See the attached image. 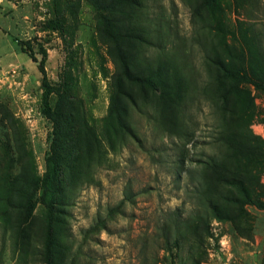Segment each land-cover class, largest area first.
I'll use <instances>...</instances> for the list:
<instances>
[{"label":"rangeland","instance_id":"1","mask_svg":"<svg viewBox=\"0 0 264 264\" xmlns=\"http://www.w3.org/2000/svg\"><path fill=\"white\" fill-rule=\"evenodd\" d=\"M238 44L264 75V0H0V174L19 178L11 202L51 155L43 53L51 109L56 93L75 95L97 140L67 191L51 264H264V96L249 72L222 80L216 65L224 48L237 61ZM220 164L244 192L220 184ZM175 210L189 223L179 234ZM45 216L37 202L23 245L0 219V264H47Z\"/></svg>","mask_w":264,"mask_h":264},{"label":"trees","instance_id":"2","mask_svg":"<svg viewBox=\"0 0 264 264\" xmlns=\"http://www.w3.org/2000/svg\"><path fill=\"white\" fill-rule=\"evenodd\" d=\"M100 11L103 9H99ZM103 13L102 18H104ZM115 25V24H114ZM118 39H120L119 31L115 34ZM110 43L112 44V50L117 53V58L120 62V67L123 70V73L128 78L129 81L132 78L128 77L129 72V60H127V55L122 54L119 45L117 44V38L109 35ZM123 38V37H121ZM130 44V43H128ZM236 52L238 55V60L233 59V52L224 48V54H226L227 59H222L216 63L218 70L223 74L222 80L226 76H235L243 77L246 72H249L250 76L253 79V84L259 89L264 96V75L257 73L255 69L252 68L251 62L248 59V55L244 52V45H236ZM23 54H26L29 58L35 61L32 50L30 47H21ZM45 53L42 54V59L39 63L40 73L42 74V109L45 116L52 120L54 124V129L52 133V141L50 143L51 155L46 159V171L41 180L35 176L29 177L27 180H20L27 187V192L24 191V200L13 204L12 195H15L18 191L19 178L7 179L3 173L0 174V219L3 222L9 221L11 223L10 230L13 232L12 235L17 236L19 241H22L21 245L27 243L30 234V224L32 221L33 210L35 204L39 202L44 208H46V226L47 234L44 244L43 255L47 259V264H51V257L60 253L62 247L55 241L54 230L55 227L59 225H64V212L62 207L66 203L68 197V189L78 181L79 178V168L84 165L86 162L90 161L89 156L97 152V140L94 133L86 125V122L82 119L81 106L80 102L75 98V95L69 94L66 90L61 93H56L60 101L56 102L54 110L51 109L49 103V96L53 94V89L47 85L44 76V63H45ZM246 57V58H245ZM238 62V64H237ZM149 79L152 78L150 74ZM147 80V79H146ZM151 80H149L150 82ZM156 81H158V86L155 84L154 91H165L164 84L159 82L158 76H156ZM221 83V81H220ZM154 84V83H152ZM116 93L120 94V89H116ZM79 108V109H78ZM116 108L114 114H116ZM117 117V116H116ZM119 120L120 118L117 117ZM85 134V137L89 140L87 142V147L83 148L79 143L78 137L80 134ZM253 140V139H252ZM258 143L256 140L254 141ZM253 148H243V153L246 152L248 155L252 152ZM5 152V150H1ZM82 153L85 156L82 158ZM56 165L54 170L51 169V164ZM52 171V172H51ZM215 173L218 177V180L221 183H230L232 185L237 184V186L245 191L244 187L240 185V181L236 180L235 177L228 171V169L221 165L216 166ZM236 180V181H235ZM38 195L36 191H38ZM51 194L50 197H47ZM18 199V197H16ZM61 207V208H60ZM207 210L212 214H216V208L210 201H208ZM171 216H175L173 224L174 234H179L180 229L187 227L189 225L187 220L180 219L178 211L170 213ZM216 216V215H215ZM195 218V219H194ZM196 221V226H206L205 219L199 214L193 217ZM192 219V220H193ZM63 220V221H62ZM198 230V229H197ZM163 234L167 235L166 228H163L161 231ZM164 235L165 240L167 236ZM178 244L176 245V247ZM201 261L198 258H194L193 264H200Z\"/></svg>","mask_w":264,"mask_h":264}]
</instances>
